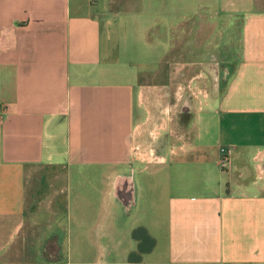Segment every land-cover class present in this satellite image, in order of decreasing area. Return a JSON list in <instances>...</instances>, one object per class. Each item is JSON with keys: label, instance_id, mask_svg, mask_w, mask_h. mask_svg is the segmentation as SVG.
<instances>
[{"label": "crops", "instance_id": "obj_1", "mask_svg": "<svg viewBox=\"0 0 264 264\" xmlns=\"http://www.w3.org/2000/svg\"><path fill=\"white\" fill-rule=\"evenodd\" d=\"M216 5L0 0V264H264V0L236 36ZM173 48L231 74L140 157V79Z\"/></svg>", "mask_w": 264, "mask_h": 264}, {"label": "rangeland", "instance_id": "obj_2", "mask_svg": "<svg viewBox=\"0 0 264 264\" xmlns=\"http://www.w3.org/2000/svg\"><path fill=\"white\" fill-rule=\"evenodd\" d=\"M230 1L233 2L231 8H226L221 0H218L216 6L219 8L220 5L223 10L220 18L223 23L222 26H227L229 32L236 36L238 27L233 23L239 25V22H242V15L239 16V20L235 19L238 16L237 11H232V9L239 3L246 6L248 0ZM218 19V17L209 19V31L214 30V23ZM217 40L215 39L209 43L208 50L216 48ZM128 49L130 50V46ZM181 49L183 52H179L178 48H173L169 54H165V57L155 66L152 73L156 76L154 79H140L145 85L139 98L144 108V116L139 122L132 142V151L140 157H144L145 148L151 145L150 140H154V145H158L161 142L160 139H162L160 137H165L168 133V121L175 119L181 121L190 112V108L191 110L195 109L193 104L197 102L198 105L205 101L213 85L215 88H220L225 84V79L223 83L216 84L217 80L215 78L220 67V64L216 62L222 59L219 58L222 56L220 54L221 48H217L218 51H209L207 55L199 54L197 51H193L194 49H192V52L189 51V48ZM189 60H193V62H188ZM202 60H204L202 63L199 62ZM225 64L227 63L223 62V67Z\"/></svg>", "mask_w": 264, "mask_h": 264}, {"label": "trees", "instance_id": "obj_3", "mask_svg": "<svg viewBox=\"0 0 264 264\" xmlns=\"http://www.w3.org/2000/svg\"><path fill=\"white\" fill-rule=\"evenodd\" d=\"M132 234L135 239L139 240V249L138 251L132 252L130 254L129 259L131 261H138L141 259L142 253L147 249L151 248L155 244V240L148 234L146 228L143 226L134 229ZM149 241H150V246L148 248L146 244Z\"/></svg>", "mask_w": 264, "mask_h": 264}, {"label": "built area", "instance_id": "obj_4", "mask_svg": "<svg viewBox=\"0 0 264 264\" xmlns=\"http://www.w3.org/2000/svg\"><path fill=\"white\" fill-rule=\"evenodd\" d=\"M221 59H219L216 63L220 64V67L218 68V72L216 74V80L217 83L216 84H220L219 82L223 83V80L225 79L224 82L227 81L228 76L231 74L230 68L227 64H225V66L223 67V62L220 61ZM2 109V105L0 104V110ZM231 162V150L229 149V147L226 146H222L221 147V164L223 167H226L230 164Z\"/></svg>", "mask_w": 264, "mask_h": 264}]
</instances>
